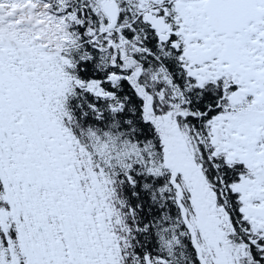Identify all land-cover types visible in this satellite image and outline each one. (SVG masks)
<instances>
[{
    "label": "snow or ice",
    "instance_id": "obj_1",
    "mask_svg": "<svg viewBox=\"0 0 264 264\" xmlns=\"http://www.w3.org/2000/svg\"><path fill=\"white\" fill-rule=\"evenodd\" d=\"M0 264H264V0H0Z\"/></svg>",
    "mask_w": 264,
    "mask_h": 264
}]
</instances>
